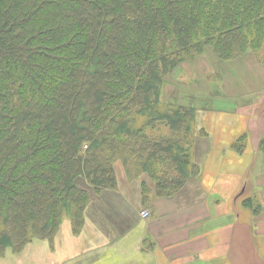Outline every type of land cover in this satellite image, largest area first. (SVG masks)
<instances>
[{
    "label": "trees",
    "instance_id": "obj_1",
    "mask_svg": "<svg viewBox=\"0 0 264 264\" xmlns=\"http://www.w3.org/2000/svg\"><path fill=\"white\" fill-rule=\"evenodd\" d=\"M210 48L264 64V0H0V257L52 241L66 210L80 231L118 163L143 204L197 178V109L163 96Z\"/></svg>",
    "mask_w": 264,
    "mask_h": 264
},
{
    "label": "rangeland",
    "instance_id": "obj_2",
    "mask_svg": "<svg viewBox=\"0 0 264 264\" xmlns=\"http://www.w3.org/2000/svg\"><path fill=\"white\" fill-rule=\"evenodd\" d=\"M211 50L201 64L183 65L176 72L170 81L179 86L171 83L164 89V101L178 92L179 100L197 109L194 161L205 169L207 191L199 195L210 217L203 227L209 231L201 238L209 249L191 263L177 255L175 264H264V68H257L264 64L253 53L232 64H217ZM216 67L224 81L217 82L221 85L214 98L207 97L209 90L203 88L213 87L209 81ZM154 132L165 135L168 131L160 127ZM117 173L118 186L126 188L130 180L121 163ZM103 198L92 199L77 233L66 210L52 241L35 239L18 253L7 250L0 264H153V255L137 249L135 231L120 242L127 248L117 245L111 251L104 247L102 226H98L103 213H93L96 206L111 204ZM247 199L260 205L258 213L244 206Z\"/></svg>",
    "mask_w": 264,
    "mask_h": 264
},
{
    "label": "crops",
    "instance_id": "obj_3",
    "mask_svg": "<svg viewBox=\"0 0 264 264\" xmlns=\"http://www.w3.org/2000/svg\"><path fill=\"white\" fill-rule=\"evenodd\" d=\"M204 170L201 168V174L191 179L186 188L172 198L150 197L143 204L140 185L133 182L127 183L124 189L119 185L116 192L105 193L103 201L111 204L93 208L94 214L103 213L102 223L98 226H102L104 247L112 251L111 247L121 246L120 242L135 231L137 249L145 255H153V264H175L177 255L191 263L197 255L207 251L210 245L201 238L209 231L207 227L203 228L209 216H206V206H201L202 197L199 195L200 191H203L201 195L207 191ZM189 191L190 196L187 195ZM196 194L199 197H195ZM145 210L150 212L147 219L141 216ZM127 246L122 244L121 247Z\"/></svg>",
    "mask_w": 264,
    "mask_h": 264
},
{
    "label": "built area",
    "instance_id": "obj_4",
    "mask_svg": "<svg viewBox=\"0 0 264 264\" xmlns=\"http://www.w3.org/2000/svg\"><path fill=\"white\" fill-rule=\"evenodd\" d=\"M141 216H142L143 218H148L150 215H149V212H148V211H143V212L141 213Z\"/></svg>",
    "mask_w": 264,
    "mask_h": 264
}]
</instances>
